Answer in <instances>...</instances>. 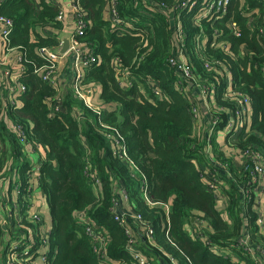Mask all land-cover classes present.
<instances>
[{
    "label": "trees",
    "instance_id": "1",
    "mask_svg": "<svg viewBox=\"0 0 264 264\" xmlns=\"http://www.w3.org/2000/svg\"><path fill=\"white\" fill-rule=\"evenodd\" d=\"M77 1L87 26L76 39L83 50L98 58L97 64L84 70L82 83L84 87L100 85L101 119L119 130L127 157L139 174L117 154L121 146L115 130L102 127L98 114L75 92L66 94L65 112H52L50 100L56 88L35 74L34 67L45 64L40 48L60 44L59 37L42 35L38 29L49 24L61 29L57 20L61 9L47 0H0V15L14 23L8 48L22 53L26 69L19 77L26 88L18 96L20 103L0 104V144L5 146L0 172L8 161H20L19 191L26 196L18 200L23 219L15 226L27 232L16 235L0 227V264H7V257L15 264H104L94 253L83 217L108 234L110 257L130 261L125 231L113 210L114 195L122 186L129 194L130 209L154 230L155 246L144 236L140 239V248L154 262L160 256L181 263L189 259L193 264H256L236 243L246 231L247 219L256 242L264 248L257 212L244 210L239 186L228 173H223L224 187L220 186L228 197L227 206L201 175L204 171L209 175L211 156L238 172L226 152L225 142L233 136L227 132L223 139L220 133V138L214 135L208 143V127L194 122L180 85L183 73L170 60L183 53L198 83L214 91L213 109L221 117L219 132L225 131L227 121V112L221 108L230 106L224 99L228 84L233 92L247 95L251 100L248 132L235 144L264 151V35L258 29L264 27V0H229L220 9L216 0H117L119 22L106 15L107 0ZM230 21L236 23L238 34ZM149 78L158 82L160 96L151 91ZM127 79L132 80L130 86L124 84ZM184 84L197 88L196 81L185 79ZM17 125L26 132V141ZM32 145L44 147L47 154L40 164V188L51 220L45 235L41 224L29 220L32 186H28L31 166L26 149ZM88 160L95 175L86 170ZM143 180L147 195L160 206L145 199ZM163 203L172 208L169 234L173 243L166 234ZM193 218L210 221V244L189 231Z\"/></svg>",
    "mask_w": 264,
    "mask_h": 264
},
{
    "label": "built area",
    "instance_id": "2",
    "mask_svg": "<svg viewBox=\"0 0 264 264\" xmlns=\"http://www.w3.org/2000/svg\"><path fill=\"white\" fill-rule=\"evenodd\" d=\"M71 1L73 5L72 11L75 15L76 24L75 31L71 36L70 50L66 54H60L57 51L58 48L43 46L39 49V55L43 60H45V64L41 66H35L34 73L42 76L45 81L56 88L57 93L50 100V107L52 108V112H65V96L63 95L64 84L58 77V71L61 60H65L67 59V57L69 58L71 56L73 60L74 76L69 85L72 91L75 92L77 96L84 101V104L87 108L91 109L95 114H98V123L102 127H104L105 129L115 130V133L117 134V137H115V139L121 146V150H118L117 154L123 160H125V162H128L132 169L135 171L134 174H137V167L127 157L126 148L123 144L124 139L121 136L119 130L114 126L108 125L101 119L100 115L104 111V109L96 102V92L94 86L84 87L82 83L84 78V70L97 64L98 58L94 55L93 52H90L89 50H83L80 42L76 39V36L79 33L83 32V29L87 26V23L81 14V7L78 1ZM228 1L229 0H216L214 1V4H216L217 8L220 9L223 5L227 4ZM106 4L110 15H112L114 19L119 22L120 19L117 14V0H107ZM208 13L209 11L205 12L204 15H207ZM64 17L65 11L61 9L59 15L57 16V20L63 21ZM13 25L14 23L12 19L0 15V66L8 65L9 54H12L10 52L14 51V49L8 48L9 36L13 30ZM230 26L234 29V32L238 34L236 23L230 21ZM254 26V24H251L249 27L253 29ZM259 28L260 35H264V27L260 26L258 27V29ZM61 45L62 43H60L59 47ZM23 59V55L19 51L17 54V65L19 66V68L15 64H9V68L7 67L3 72V78L0 80V101L3 104L7 102L11 105H16L19 101V94L26 91L25 86L19 81V77L26 72V69L22 68ZM170 64L172 67L183 73V78L180 81V85L185 99L190 104L189 111L194 122L197 125L200 123L207 125V140L208 143H210L214 135L219 132L218 127L221 124V117L219 115V112H216L217 110L213 109L212 99L214 97V91L209 86H202L198 83L193 75L192 70L187 64L186 58L183 53L180 54L179 58L172 57L170 60ZM185 79L196 81L197 89L200 91L201 97H203L202 104L198 102L194 94V90L191 91L188 87L185 86ZM148 80V85L151 91L155 94V96H160L161 90L158 82L153 81V79L151 78H149ZM124 84L126 86H130L132 84V80L127 79ZM233 91L234 90L232 85L228 84V89L224 95V99L230 101V106L221 108V112H227V121L225 127L229 128L228 133L232 134L233 136V141L229 140L228 143L225 142V144H227V156L233 160L232 162L238 172H233L229 165L226 166L219 162L217 159H213L211 156L209 161L210 169H207V171H209V175L206 176L205 174L207 173L205 171L201 172V175L204 179H207L206 186L209 188V190L215 193L217 197L219 196L220 200L224 201V196L227 197V195L220 186H224L222 177L223 173H228L235 184L239 186V192L243 196L244 210L247 212L249 208H253L257 212L258 229L259 232L264 233V151L262 149L256 148L254 145L248 146L246 148H240L235 144L236 139H238L240 136H245L248 132V114L251 100L247 95H244L238 91ZM4 93L6 94V97H4ZM75 114L78 119H81L78 112H75ZM17 126L19 130L18 133L20 134L22 140L26 141V132L23 130V127L21 128V126ZM109 137L112 136L109 134ZM2 154L3 146L2 144H0V156ZM86 170L90 173V176L95 175L96 173L89 160L87 161ZM32 172L33 168L30 167V170L27 172L29 182L28 186H31L30 180L32 178ZM98 184L99 179L95 177L94 185L96 186ZM143 185L144 197L147 202L153 206H160L161 203L153 201L147 195L146 190L148 186L145 180H143ZM126 203H129V194L127 190L122 186L120 192H117L114 195L113 210L114 219L120 224V226L124 228L126 235L125 251L129 256L130 261L124 259L116 260L110 257L107 252V245L110 242L108 234L104 230H102L100 225L93 224L90 220L83 217V224L85 226L86 233L93 241L94 253L104 264H155L154 260L146 255L140 248V239L143 236L146 238V240H148L150 245L155 246L156 240L154 236V230L150 224L144 221L141 214L134 213L132 209L126 208ZM163 204L166 207V214L168 218V222L166 225V234L169 241L173 243L169 234V213L172 211V208L170 203ZM32 206L33 205L30 206L31 210H29V215H32L33 213ZM33 216L38 220L43 219L42 214L36 211L34 212ZM205 223H207V219L199 218L197 221H194V223L190 225L189 231H191V234L196 236V238L202 240L205 244H210V239L207 237L208 233H206L204 230ZM245 228L246 231L238 237L236 247L241 249L243 254L255 260L256 264H262V260H264V248L260 243L256 242V235L250 230L247 219H245ZM169 262L170 264H193L189 259H186L185 263H181L179 261H176L174 258H171L169 259ZM8 264L13 263L11 262V260H8Z\"/></svg>",
    "mask_w": 264,
    "mask_h": 264
},
{
    "label": "crops",
    "instance_id": "3",
    "mask_svg": "<svg viewBox=\"0 0 264 264\" xmlns=\"http://www.w3.org/2000/svg\"><path fill=\"white\" fill-rule=\"evenodd\" d=\"M47 1L50 4L57 5V7L59 9H63L65 11L64 20L60 21L62 23L63 27L61 29H57L55 26L53 27V25L49 24L44 28H39L38 31H40V33L42 35H56L57 37H59L60 43H62L63 37L68 35L69 32L73 33L75 31L76 22H75L74 12L72 11V9H73L72 1L71 0H47ZM106 15L111 16L108 9L106 10ZM59 45L55 46V48H60L62 46L61 45L59 47ZM18 52H19V50H17V49H14V51H11L10 53H12V54H9L8 65L0 66V80L3 78V72L5 71V69L7 67L9 68V64H15L19 68V66L17 65V54H18ZM72 69H73V60H72L71 56L69 58L67 57V59H65V60H61L59 71H61V72L64 71L65 76H67L69 78L70 77L69 70H70V72L71 71L73 72ZM59 71H58V77H59L60 81L63 82V84H64L63 85V87H64L63 88V95L66 96V94L70 91V90H67V88H66L67 86H70L69 85L70 82H66L65 79L62 80L60 75H59ZM94 88H95V92H96V98L98 99V97L100 96V93H101V87L99 84H97V86ZM188 88L191 91L194 90V87H192V86L191 87L189 86ZM144 94H146L145 91H144ZM194 94H195L198 102L200 104H202L203 97H201V93L197 88L194 90ZM4 97H6L5 93H4ZM212 101H213V99H212ZM0 103L3 104L1 101H0ZM18 103H20V101H18ZM219 133H221V132H219ZM219 137H220V135H219ZM26 151L28 152V156H27L28 162L30 163V166L33 168L32 178L30 180V183L32 186L31 187L32 193L30 195V200L32 202L31 205L34 204V206L36 207L35 211L39 212L43 216L42 222L40 224H41V230L45 235V234L49 233L50 226H51V220H50V208H49V204L47 202V198L40 188V174H41L40 173V164L44 163V160H46L47 154H46L44 147L38 146V145H32V147H30L29 149H26ZM9 156H11V155H9ZM12 157H14V156H12ZM19 164H20V161L18 159L16 161V164L14 163V161L10 160V161H8L6 168H4V170L1 171L2 173L0 172V195H1V197L6 196L7 198H5V199L8 200L7 203L5 200V203L1 206L0 214L2 217H6V212L8 211V216H7L8 232L9 231L12 232L11 234H14V231L17 229V227L15 226V222L19 223L23 219V214L21 213V209L18 206V204H21V203H18V200H19V198L26 196V195L22 196L19 192V186H21V181H19V179H21V178L19 177V174H18L21 171V167L19 168V166H18ZM24 174H26V173L24 172ZM12 186H14V187H12ZM96 186H98V185H96ZM118 186L120 187L121 183H119ZM224 202L227 206L228 198L226 196H224ZM4 205H5V207H4ZM125 207L130 209L129 203L128 204L126 203ZM32 209L34 210L33 206H32ZM1 211H2V213H1ZM223 216L226 219H228V216L226 213L225 214L223 213ZM197 220L198 219L194 218V221H197ZM194 221H193V223H194ZM11 222H12V225H11ZM13 227L15 229H13ZM210 228H211V223L209 220H207V223H205V225H204L205 232L209 233ZM26 233H24V235ZM29 236H30V234H29ZM10 243H8V244L11 245ZM38 259H39L38 261L41 262L40 258H38ZM155 264H170V262L168 260H166V258L162 259L159 256V257H157Z\"/></svg>",
    "mask_w": 264,
    "mask_h": 264
},
{
    "label": "rangeland",
    "instance_id": "4",
    "mask_svg": "<svg viewBox=\"0 0 264 264\" xmlns=\"http://www.w3.org/2000/svg\"><path fill=\"white\" fill-rule=\"evenodd\" d=\"M73 70V69H72ZM69 73H70V77L68 78L67 76H65L64 75V71L63 72H61V71H59V75H60V77H61V79L63 80V79H65L66 80V82H71V80H72V78H73V72L71 71L70 72V70H69ZM67 88V90H70V91H72V89H71V87L70 86H67L66 87ZM96 102L102 107V105L98 102V100H97V98H96ZM103 108V107H102ZM229 131V128L228 127H225V131L223 132H221V137H223V139H224V137H225V133H227ZM219 135H220V133H217L215 136H218L219 137ZM220 138V137H219ZM222 139V140H223ZM230 141H233V139L231 138L230 139ZM2 146L5 148V146H4V144H2ZM5 198H7L6 196H3V197H1V195H0V208H1V206L5 203V200H6V203L8 202V200L7 199H5ZM32 203V202H31ZM4 207H5V205H4ZM33 207H34V210H33V213H32V215H29V220L31 221V222H33L36 226L37 225H39L41 222H42V219H40V220H38V219H36L33 215H34V212H35V209H36V207L34 206V204H33ZM7 216H8V211L6 212V217H2L1 215H0V227H3L4 229L5 228H7L8 227V219H7ZM11 225H12V222H11ZM21 229V227H17V229L14 231V233L17 235H22L23 234V231H21L20 229ZM13 229H15L14 227H13ZM10 257H11V255H10ZM11 262L13 263V264H15L13 261H12V258H11ZM7 264H8V257H7Z\"/></svg>",
    "mask_w": 264,
    "mask_h": 264
},
{
    "label": "water",
    "instance_id": "5",
    "mask_svg": "<svg viewBox=\"0 0 264 264\" xmlns=\"http://www.w3.org/2000/svg\"><path fill=\"white\" fill-rule=\"evenodd\" d=\"M71 36H72V32H69L68 35L63 37L62 46L57 49V51L60 54H66L70 50V47H71ZM193 221H194V218H193Z\"/></svg>",
    "mask_w": 264,
    "mask_h": 264
}]
</instances>
